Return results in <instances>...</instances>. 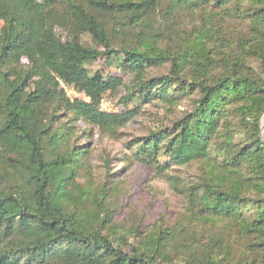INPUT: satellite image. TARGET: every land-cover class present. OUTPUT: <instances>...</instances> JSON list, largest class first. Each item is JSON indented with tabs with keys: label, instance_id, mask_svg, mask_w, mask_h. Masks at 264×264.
<instances>
[{
	"label": "trees",
	"instance_id": "trees-1",
	"mask_svg": "<svg viewBox=\"0 0 264 264\" xmlns=\"http://www.w3.org/2000/svg\"><path fill=\"white\" fill-rule=\"evenodd\" d=\"M66 1L70 20L61 40L54 29L62 23L47 4L0 0V162L7 183L0 186V264H264V0ZM163 3L170 16L202 10L203 26L175 42L177 30L166 25L174 47L162 48L164 35L146 17ZM106 14L148 28L138 44L115 48L98 18ZM84 32L104 50L84 45ZM112 56L136 76L121 98L125 105L134 94L141 104L157 99L170 108L191 100L171 126L132 145L136 161L183 195L186 213L224 222L223 236L193 240V252L171 246L173 232L157 224L147 233L117 231L108 190L90 176L88 147L70 145L74 123L114 133L140 109L99 108L124 81L90 74L85 64ZM23 58L25 69L17 70ZM167 64V74L147 77L150 67ZM68 88L84 98L70 97ZM172 163L194 167V178L166 173Z\"/></svg>",
	"mask_w": 264,
	"mask_h": 264
},
{
	"label": "rangeland",
	"instance_id": "rangeland-1",
	"mask_svg": "<svg viewBox=\"0 0 264 264\" xmlns=\"http://www.w3.org/2000/svg\"><path fill=\"white\" fill-rule=\"evenodd\" d=\"M42 4H47L48 11L53 21H59V27L54 29L55 35L61 40H66L67 23L70 20L66 0H36ZM78 3L80 0H75ZM202 10L193 11V9L176 12L173 16L166 13L164 3L154 12L148 13L146 23L151 26H158L162 35L173 26L177 30L175 42L182 39L184 34L197 31L203 26L201 16ZM104 24L107 31L109 42L115 48L138 44L136 41L140 30H147V26L142 22L136 25H124L122 16L117 14L98 16ZM2 21L0 20V28ZM190 34H188L189 36ZM162 48H173L174 41L164 35ZM80 41L84 45H90L104 50V47L95 44L88 33L80 35ZM207 44H209L207 42ZM214 45V44H212ZM119 57V56H118ZM112 56L105 62L103 57L98 58L92 63H86L85 67L92 74L100 70L104 76L122 77L123 84H120L113 92L105 93L101 101L104 102L107 111L119 112L124 108L140 109L132 119L123 127L117 129L114 133H105L97 129H90L81 122L73 124L74 134L69 138L70 145L87 146L88 162L90 165L91 178L96 186L103 185L107 188L108 194L106 201L112 214L111 224L116 225L117 231L124 232V228H137L140 232H150L154 224L162 228H167L173 232L169 240L171 246H183L185 252H193V240L199 238H217L223 236L226 232L224 222L221 219L211 217L208 219L191 215L184 211V197L176 191L166 177L162 178L156 173L151 165L138 162L133 158L136 139L146 136L152 131H156L162 126H171L173 122L181 118L184 112L191 108V100L182 97L176 106L170 108L167 104L157 99L148 103L141 104L138 95L134 94L128 104L121 101L123 95L131 90L129 86L135 80L136 76L132 73H124L118 67L120 57ZM27 61L22 59L17 66V70L25 69L24 64ZM249 66L259 70L258 63L248 60ZM169 64L163 67H150L147 71V77L161 76L167 74ZM37 80V78H33ZM70 97L80 96L75 94L72 88L67 91ZM264 117V115H263ZM69 119V117H68ZM67 122V121H64ZM264 135V127L261 130ZM160 160L163 157H159ZM0 162V186L5 187L6 182L1 177ZM84 170H81L82 173ZM84 173V172H83ZM166 173L175 178L183 179L188 182L195 176L194 167H185L182 165L171 164ZM86 177L79 179L80 183L85 182ZM173 185L175 183L174 180ZM84 202L83 206H87ZM135 238L130 235L127 241L133 243Z\"/></svg>",
	"mask_w": 264,
	"mask_h": 264
},
{
	"label": "built area",
	"instance_id": "built-area-1",
	"mask_svg": "<svg viewBox=\"0 0 264 264\" xmlns=\"http://www.w3.org/2000/svg\"><path fill=\"white\" fill-rule=\"evenodd\" d=\"M99 108H100L101 110H105V111H107V109H106L105 104H104L103 101H100V103H99Z\"/></svg>",
	"mask_w": 264,
	"mask_h": 264
},
{
	"label": "water",
	"instance_id": "water-1",
	"mask_svg": "<svg viewBox=\"0 0 264 264\" xmlns=\"http://www.w3.org/2000/svg\"><path fill=\"white\" fill-rule=\"evenodd\" d=\"M263 127H264V124H262L261 130L263 129Z\"/></svg>",
	"mask_w": 264,
	"mask_h": 264
}]
</instances>
